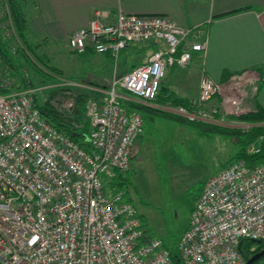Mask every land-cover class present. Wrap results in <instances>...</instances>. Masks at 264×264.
Returning <instances> with one entry per match:
<instances>
[{"label": "built area", "instance_id": "obj_1", "mask_svg": "<svg viewBox=\"0 0 264 264\" xmlns=\"http://www.w3.org/2000/svg\"><path fill=\"white\" fill-rule=\"evenodd\" d=\"M1 2L0 27L14 34L8 4ZM106 18L105 11H96L67 38L68 49L108 55L115 65L130 45L154 49H146L145 59L131 70L114 71L104 96L89 103L90 153L41 116L33 90L0 92V264H170L162 240L145 238L128 190L106 185L116 173L129 172L142 133L141 114L120 105L128 99L120 89L151 105L168 69H184L194 53L204 54L207 31L162 15L119 11L114 21ZM257 80L250 71L224 81L202 75L191 109L154 107L188 121L247 128L228 117L254 110L245 102L256 92ZM72 102L64 107L70 109ZM262 140L245 152L259 153ZM244 240L264 247V162L251 167L236 159L205 181L175 249L183 264H243L238 244Z\"/></svg>", "mask_w": 264, "mask_h": 264}, {"label": "rangeland", "instance_id": "obj_2", "mask_svg": "<svg viewBox=\"0 0 264 264\" xmlns=\"http://www.w3.org/2000/svg\"><path fill=\"white\" fill-rule=\"evenodd\" d=\"M1 1V4L7 2ZM3 24L4 22H0L1 26ZM11 25L16 35L13 22ZM5 34L11 36L12 32L9 30ZM28 39L39 44L36 53L46 57L44 64H40L34 56H30L37 65L35 67L40 69L38 75L47 77L48 80L39 82V76L26 63V59L18 56L19 77L26 80L27 75V79L34 85L33 95L40 101H45L48 90L61 84L73 89L58 92L57 97L65 98L61 107L68 100L73 101L77 90L94 92L99 100L104 96L114 71L117 75L125 71L118 63L115 65L110 57L109 61H105V65L109 67L105 68L104 62L99 61L100 57H82L71 52L63 43L46 42V39L30 34ZM140 46L130 45L121 51L118 62L124 58L130 64L136 61L142 55L143 48H139ZM148 52H145L142 61ZM87 60L92 62L88 63ZM177 73L181 74L182 71L178 70L174 76H170V80L169 75H166L165 82L161 85L162 95L165 94L167 80L174 83L173 88L176 90L180 88L184 75H176ZM0 78L2 88L19 90L16 86L18 80L14 76L6 73L5 77L2 75ZM184 87L188 89L187 84ZM245 103L251 106L250 96ZM140 114L143 120L142 133L136 141L135 156L127 173L130 196L144 220L147 233L161 239L163 244L175 245L188 225L191 209L205 181L227 165L238 148V140L199 124L190 125L180 119L173 120L161 113L141 110ZM256 262L264 264V255Z\"/></svg>", "mask_w": 264, "mask_h": 264}, {"label": "crops", "instance_id": "obj_3", "mask_svg": "<svg viewBox=\"0 0 264 264\" xmlns=\"http://www.w3.org/2000/svg\"><path fill=\"white\" fill-rule=\"evenodd\" d=\"M17 3L33 35L46 39V42L63 43L67 48L70 34L84 26L100 10L107 13L106 21L109 22L114 21L117 12L121 11L136 15H162L182 27H201L207 31L204 54L194 53L191 62L184 69H168V80L178 70L184 76L178 90L173 88V82L167 80L162 97L168 102L170 96L175 94L191 102L198 97L202 75L224 81L232 73L250 71L258 77L251 106L253 109L257 106L264 109V0H17ZM229 12V15L215 17ZM81 56L100 57L99 61L104 62L103 66L106 60H110L108 55L90 52ZM194 61L197 63H193ZM90 62L92 61L89 60L88 63ZM106 67L109 66L105 65ZM166 75L160 84L161 91ZM185 84L188 89L184 87ZM215 101L216 97L208 105ZM147 106L155 108L154 106L160 105L151 103ZM136 141L131 165L137 147ZM129 188L128 185L130 194Z\"/></svg>", "mask_w": 264, "mask_h": 264}, {"label": "trees", "instance_id": "obj_4", "mask_svg": "<svg viewBox=\"0 0 264 264\" xmlns=\"http://www.w3.org/2000/svg\"><path fill=\"white\" fill-rule=\"evenodd\" d=\"M9 7L10 18L15 27V34L11 36H7L5 34L4 28L0 30V77L3 75L5 77L6 73L10 76H14L18 82L17 85L19 90L31 89L33 90V82L26 75L25 79H20V60L17 58L26 59V63L33 69L37 76H39V82L47 81V77H42L40 74V69L36 68L37 66L34 61L31 59V55L37 59L40 64H44L43 60L45 55L39 56L36 53V49L39 48V44H34L29 41L28 34L33 35L27 27L26 19L21 12L17 0H7L6 2ZM231 12L226 14H221L215 17H222L229 15ZM0 22H4V18L0 19ZM1 26V25H0ZM1 28V27H0ZM142 55L139 58H136V61L131 64L124 58L122 61L118 62V66L125 68V71L131 70L137 64H139L142 60L141 58L145 54L146 49L153 48L152 44L141 47ZM31 60H30V59ZM139 60V61H138ZM28 70V69H26ZM122 72V73H124ZM19 74V75H18ZM236 75L230 74L226 76V79L229 77ZM1 79V78H0ZM225 79V80H226ZM45 80V81H44ZM108 87V86H107ZM161 87H159L158 94L153 100V103H156L160 106L169 105L172 107L182 106L187 109L192 108V101H187L186 99L180 98L172 94L170 96V100L166 102L161 92ZM63 90L72 91L71 87H67L64 85L53 86L50 90L47 91V98L45 101H40L39 98L33 95L34 105L39 110L41 116L55 129L62 132L69 140L74 142L78 147H80L83 151L90 153L92 151V147L87 142L86 137L90 130L89 119L86 116V112L88 110L89 103L91 101L97 100V96L94 92H86L84 90H77L74 92L73 105L70 109H66L64 106L61 107L63 100L65 99L63 96H58V92ZM12 90H8L6 88H2V82L0 80V92L7 93ZM120 92L123 93L128 99H121L120 105L126 110V112L138 111L140 113L141 110H146L150 113H161L168 118L173 120L182 121L186 124H199L201 126L207 127L209 130H216L224 135L235 137L238 140V148L236 152L231 157L230 161L236 159H242L248 166H254L257 164H261L264 162V109L260 107L254 108V110L249 111L244 114H240L238 116H230L229 119H235L241 123L248 124L249 126L246 129L239 128H226L217 125H210L204 122H196V121H188L184 118L178 117L172 113L163 111L159 108H150L147 105H144L138 101L133 100L130 93L125 90L120 89ZM255 94V93H254ZM254 94L251 96V100L254 98ZM56 99L53 100V98ZM53 101V102H52ZM260 136H263V140L261 141V150L256 154H247L245 152V148L252 142H255ZM107 187L111 190H128V178L127 173L119 174L116 173L115 176L107 181ZM140 221L142 223V228L144 230L145 238L150 237L147 233V229L145 228L144 220L140 215ZM254 246V252L259 251L263 244L262 242L252 243L248 240H244L241 244V253L245 255H250L249 248ZM169 249L170 253V264H183L177 250L175 249V245L165 246ZM253 252V253H254ZM257 264V262L252 263Z\"/></svg>", "mask_w": 264, "mask_h": 264}, {"label": "water", "instance_id": "obj_5", "mask_svg": "<svg viewBox=\"0 0 264 264\" xmlns=\"http://www.w3.org/2000/svg\"><path fill=\"white\" fill-rule=\"evenodd\" d=\"M248 241H250L252 243H258L259 242L257 240H248ZM242 242L243 241H240L239 244H238V248H239L240 252H241V244H242ZM263 255H264V247L261 248L259 251L254 252L250 256L242 254L243 260H244L243 264H252V263L258 261Z\"/></svg>", "mask_w": 264, "mask_h": 264}, {"label": "flooded vegetation", "instance_id": "obj_6", "mask_svg": "<svg viewBox=\"0 0 264 264\" xmlns=\"http://www.w3.org/2000/svg\"><path fill=\"white\" fill-rule=\"evenodd\" d=\"M255 263V262H254Z\"/></svg>", "mask_w": 264, "mask_h": 264}]
</instances>
